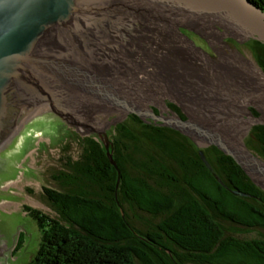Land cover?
Returning <instances> with one entry per match:
<instances>
[{
    "label": "trees",
    "instance_id": "16d2710c",
    "mask_svg": "<svg viewBox=\"0 0 264 264\" xmlns=\"http://www.w3.org/2000/svg\"><path fill=\"white\" fill-rule=\"evenodd\" d=\"M250 1L264 11V0ZM254 57L264 72V55ZM133 117L142 138L114 126L116 168L87 136L56 176L60 189L42 187L57 217L24 207L40 231L26 264H264V234L241 236L264 230V190L216 147L201 149L208 168L186 136ZM244 142L264 159V125H253Z\"/></svg>",
    "mask_w": 264,
    "mask_h": 264
},
{
    "label": "water",
    "instance_id": "95a60500",
    "mask_svg": "<svg viewBox=\"0 0 264 264\" xmlns=\"http://www.w3.org/2000/svg\"><path fill=\"white\" fill-rule=\"evenodd\" d=\"M192 6L230 12L249 27L245 37L264 43V11L250 0H0V146L35 105L47 101L80 136L94 137L116 168L105 133L133 114L189 138L208 168L201 149L216 147L264 189V159L243 137L233 142L216 122L190 114L170 97L184 119L145 107L166 44ZM249 107L259 113L251 114L252 124L264 125L257 120L261 112ZM11 247L4 251L0 243V264L13 261Z\"/></svg>",
    "mask_w": 264,
    "mask_h": 264
},
{
    "label": "rangeland",
    "instance_id": "374dc122",
    "mask_svg": "<svg viewBox=\"0 0 264 264\" xmlns=\"http://www.w3.org/2000/svg\"><path fill=\"white\" fill-rule=\"evenodd\" d=\"M188 25L189 24L178 27L177 33L189 46L190 52L200 58L198 60L201 61L199 64L202 66L205 65L202 61L209 62L210 64H217L219 62L220 59L217 58H220L219 55L224 54L221 52V46L224 47L223 49L227 54L235 51L243 56H250L257 65L258 62L254 55H264V47L261 46H264L263 42L258 41L259 44H254V42H252L254 39L251 37H240L239 35L229 32L227 28L224 26L222 27L221 24L216 22H212L211 25H209L211 33H208V31L204 29H196ZM186 26L192 30L187 29ZM201 38L206 40L208 46ZM189 40L193 42V45ZM209 51H212L210 56L203 53H208ZM193 64L195 63L192 62L191 64L193 69L197 71L199 68L198 63L196 66ZM192 75H186L184 79L189 80ZM154 77L155 83L152 82L146 107L150 108L153 112L157 111L158 113L156 114L169 116L172 112H176L178 115L181 113L176 104L168 100L170 97L179 102L190 114L197 115L202 119H208V121L213 122L220 121L226 124L229 123L233 125L235 129L243 130V132H246L249 128L247 133L243 135V140L245 141V139L249 137V130L254 124L249 123L248 116H246L247 114L243 113L241 107L242 103L240 104V101H236L237 104L235 103L238 114L236 112L234 114L227 113L226 117L223 119L224 116H222L221 113L224 111L216 104L215 100H217V98L209 89L212 83H209V85L206 86L207 88L203 89L202 87H199V89L196 87L195 89L194 87L190 88L191 90L187 93L189 96H186L188 100V104H186L184 102L186 98L182 94L185 89L178 93V97H175V99L171 95L175 93H172V91L167 88L161 89L160 85L162 86V84L158 83L161 81L158 77ZM173 79L174 78L168 79L170 80V84L173 82ZM182 85H180V87ZM164 100L175 105L179 113L168 104L170 108L168 107L169 110H166L168 114H166V112L162 110ZM39 105H41V103H39ZM249 108L252 115L257 116L259 114L255 108ZM32 111L34 112L30 113L31 115L29 117L25 116L24 122L17 130V133H15L9 141H5L0 146V243L5 247L3 248L4 251L12 246V235L17 231L16 227H21V229L17 231L15 243L9 252V258L13 260L11 264H26L33 257L39 244L40 231L35 221L24 207L29 206L51 217H57L42 187L55 190L60 189L56 176H59V174L65 170L64 163L67 158L70 157L73 160L78 158L82 139L88 136L86 134L80 136L72 124L65 122L58 115L53 113L51 107L48 105H46L45 108L40 106L36 111ZM220 117H222V119ZM154 122L156 126H161L158 121ZM118 123L125 124L142 138L141 132L144 128L136 121L133 114H127L122 121L109 125V129L105 134L110 143L112 139L117 136L114 126ZM143 143L147 151L154 154L158 153L157 149L151 143L144 140ZM2 203H6V205L1 207ZM260 234H264V230L252 229L247 233H242L241 236L250 238L257 237ZM18 238L19 246L17 250L14 251L13 249Z\"/></svg>",
    "mask_w": 264,
    "mask_h": 264
},
{
    "label": "bare ground",
    "instance_id": "6f19581e",
    "mask_svg": "<svg viewBox=\"0 0 264 264\" xmlns=\"http://www.w3.org/2000/svg\"><path fill=\"white\" fill-rule=\"evenodd\" d=\"M229 14L223 11L211 12L204 9L200 10L195 6H192L173 30L162 53L160 62L158 64V69L156 70L157 74H155L154 76L158 77L161 81L158 82L162 84V86L160 85L161 89L167 88L171 90L172 93H175L171 94L173 98H177L178 93L185 89L182 94L186 98V101L183 100L186 104H188L186 96H189L187 93H189L188 91L191 90L190 88L194 87L195 89L196 87L199 89V87H202L203 89L207 88L206 86H208L209 83H212L209 86V89L210 92H212L217 98V100H215L216 104H218L219 108L224 111L221 113L222 116H224L223 119L226 117L227 113L234 114L236 112L238 114V112L236 111V101H240V104L242 103L241 107L243 113L247 114L246 116H248L249 123L252 124L254 121H256V119L252 117L251 113L248 110L249 105L256 107L261 112V115L257 120L264 121V73L257 65V63L253 61L250 56L246 57L235 51L227 54L223 49L224 47L221 46V52L225 55H219L220 58H217L220 59L219 62L217 64H210L209 62L202 61L203 63H205V65L202 66L199 64L201 61L198 59L200 58L190 52L189 46L180 38L179 34L177 33L178 27L187 24H189L188 26H193V28L196 29H204L209 33V25H211L212 22H216L218 24H221L222 27L224 26L225 28H227L229 32L239 35L240 37H245L247 33H249V27H247L245 23L233 18V16L235 15L230 16L232 14ZM241 20H243L244 22L248 21L245 16H243V19ZM192 62L195 63L193 64L195 66L198 63L199 68L197 69V71L196 69H193V66L191 65ZM190 74H193L194 76H190L189 80L184 79V76ZM154 78L153 83H155ZM170 78H174L171 84L170 80H168ZM180 85L182 86L180 87ZM46 105H48V102L42 101L41 105H35L32 110L36 111L38 108H40V106L42 108H45ZM32 110L26 115L27 117L31 115L30 113L34 112ZM162 110H166L164 101ZM24 118L16 124L13 132L6 140V142L9 141L15 133H17V130L19 129V127H21L20 124L24 122ZM220 118L222 119V117ZM215 124H218L220 127H222L224 130L223 132L226 133L227 136L236 143L241 142L243 135L246 134L249 129L248 128L246 132H243V130L235 129V127L229 123L226 124L219 121ZM5 205L6 203H2L1 207H4Z\"/></svg>",
    "mask_w": 264,
    "mask_h": 264
},
{
    "label": "flooded vegetation",
    "instance_id": "af4514ba",
    "mask_svg": "<svg viewBox=\"0 0 264 264\" xmlns=\"http://www.w3.org/2000/svg\"><path fill=\"white\" fill-rule=\"evenodd\" d=\"M202 37V36H201ZM202 40H203V42L206 44L207 42H206V40L204 39V38H201ZM207 46H208V44H206ZM205 45V46H206ZM212 52V51H211ZM210 51L208 52V53H206V52H203V53H205V54H207V55H211L212 53H211ZM164 103H165V106H166V110L168 111L169 109H168V107L170 108V106H168V104H171L169 101H167V100H164ZM165 110V112H166V114H168V112ZM154 113H158L157 111L156 112H154ZM149 122H147V124H153V125H155V122L154 121H151V120H148Z\"/></svg>",
    "mask_w": 264,
    "mask_h": 264
}]
</instances>
